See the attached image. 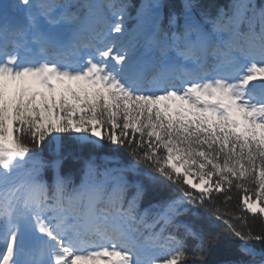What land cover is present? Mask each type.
<instances>
[{
	"label": "snow or ice",
	"instance_id": "snow-or-ice-1",
	"mask_svg": "<svg viewBox=\"0 0 264 264\" xmlns=\"http://www.w3.org/2000/svg\"><path fill=\"white\" fill-rule=\"evenodd\" d=\"M20 5L36 11L28 15L25 27L12 31V40L0 46V264H41L39 260H20L29 232L46 238L40 241L44 246L40 255L46 247L51 264H144L129 234L131 229L110 226L107 214L96 215L94 203L90 202L84 216L72 215L76 223H68L59 178L51 198L41 183L2 187L24 166L30 153L50 137L58 146L65 135L81 144L99 147L106 143L127 150L136 166L147 168L150 178L173 185L193 209L213 197L223 195L228 203L239 194L241 215L234 217L239 228L219 212L213 219L242 245L264 242V232L247 229L249 216L264 226V0L259 10L251 5L249 31L239 37L243 45L227 41V50L210 68L200 63L210 37L198 35L195 43L183 48L173 45L159 51L161 58L173 51L178 59L193 61L194 70L171 64L157 68L148 78L132 60L130 49L109 39L124 32L121 23L99 37L97 44L66 45L41 32L37 17L51 28L71 25L76 17L55 14L68 4L20 0ZM234 8L228 24L234 21L238 26L245 22L250 5L241 3ZM257 17L258 34L254 30ZM228 24L217 25L213 31L226 32ZM29 43L38 46L39 55L51 52L52 57L42 61L21 58L18 52L30 51ZM9 44L16 50L12 54L7 52ZM68 48L76 57L80 49L91 50V54L83 63L69 61ZM212 55L216 59L215 51ZM238 60L247 66L236 67ZM58 165L59 161L54 167ZM128 218L135 221V217ZM162 219L167 225L173 217ZM177 227L197 241L196 249L191 253L181 250L156 264H204L202 250L215 247L217 241H205L189 226ZM153 239L158 240L159 235ZM167 239L183 245L175 237ZM240 252L255 256L247 247L242 246Z\"/></svg>",
	"mask_w": 264,
	"mask_h": 264
},
{
	"label": "trees",
	"instance_id": "trees-1",
	"mask_svg": "<svg viewBox=\"0 0 264 264\" xmlns=\"http://www.w3.org/2000/svg\"><path fill=\"white\" fill-rule=\"evenodd\" d=\"M114 6L126 11L134 17L141 0H109ZM164 8V21L160 29V46L164 37L181 30V15L187 10H193L199 18L209 24L213 29L217 25L224 27L233 18L234 5L248 3L250 10L244 15L243 23L238 26L233 21L228 24V31L218 32L227 36L235 34L243 37L249 31L248 21L253 19L251 5L256 10L262 6V0H156ZM90 8L88 0H77L70 8L72 15L79 17ZM255 32L260 31L259 18L255 20ZM130 41L135 37L130 33ZM128 42V41H126ZM129 43V42H128ZM142 42H139L137 49ZM136 57V53L133 58ZM50 137L44 145L29 154L35 161H43L39 165V176L53 188L57 178L63 181V198L73 192L82 190L83 186L92 180H106L108 186L118 185L121 195L115 199L117 210L128 208L133 215L142 218V223L136 225L135 233L141 244L154 247H163L170 256L183 250L191 253L197 247V241L187 238L183 227L186 225L197 232L205 241L215 239L216 246L203 249L204 264H264V242H249L242 245L233 240L225 230V226L213 219V214L219 212L230 223L238 228L240 222L235 216L241 215L238 203L239 194H235L231 202L225 203L223 195L213 197L211 201L205 200L203 207L193 209L183 202V196L173 185L158 179L150 178V173L144 166H136L132 156L123 148H115L108 144L94 146L81 144L69 136H62L57 146L51 142ZM59 161L58 167H54ZM113 171H110V169ZM142 196L137 197V191ZM194 191V190H190ZM196 195H199L196 193ZM135 198V199H134ZM131 206V207H130ZM171 206V207H170ZM172 216L171 224L164 223V217ZM163 229V232H161ZM247 229L254 233L264 232V226L259 219L248 217ZM245 229V231L247 230ZM159 235L158 240L153 238ZM172 236L183 242L182 247L169 241ZM252 248L255 256L243 255L241 247Z\"/></svg>",
	"mask_w": 264,
	"mask_h": 264
},
{
	"label": "rangeland",
	"instance_id": "rangeland-1",
	"mask_svg": "<svg viewBox=\"0 0 264 264\" xmlns=\"http://www.w3.org/2000/svg\"><path fill=\"white\" fill-rule=\"evenodd\" d=\"M35 1V0H34ZM90 1V12L87 15V17L82 18V20H78L75 19V21L71 24V25H67V24H61L55 28H51L49 25H47V23H45L44 25V30L45 32H60L61 30H80L82 28V26L84 25H93L95 27H97L98 25H102V23H104V25H102V27H105V24H108V21L106 20V15L108 12H105V9H111L110 14L108 15V17L110 18V22L111 24H109V28L111 29L112 26H114L116 23H121L123 28H124V32L119 36L121 37L123 40H128L129 39V35L131 32H133V36H137L139 37L142 33H141V27H140V22L137 20V16L130 18L126 13H124L123 11H119L117 8H109L110 5H108V0H96L97 2H95L94 0H89ZM3 2V0H0V12H3L2 9H6V10H12L11 12L14 13L15 15L19 14V12H22L23 14H27V10H29L28 8L21 6L20 5V0H18V4H12V0H4V4L2 5L1 3ZM142 2V0H141ZM62 3L64 4H68L69 7H67L66 9H59L60 12L62 14H64L65 12L70 15L73 16L72 14L69 13V9H70V4L68 0H62ZM141 4V3H140ZM158 9V5L156 4L155 0H152L147 8V17L151 18L153 16V14L156 13ZM139 13V10L137 11ZM121 16H123V19L121 21H115L112 22V19H115L116 15L118 16V14ZM118 16V17H120ZM112 17V18H111ZM185 19L186 17H183V22H182V26L185 23ZM44 21V20H43ZM151 26H153L151 24ZM108 34V32H107ZM106 34V35H107ZM218 38V36L216 37ZM109 39H111L109 37ZM234 38H231L229 40L233 41ZM175 43H177V40L175 41ZM123 45H127V44H123ZM146 47L148 46L147 44ZM135 47L136 44L132 43L130 44V46L128 45V48L130 49V56L131 58L133 57V55L135 54ZM215 50V47H214ZM232 54H236V53H232ZM220 59V57L217 55L216 56V62L217 60ZM214 63L211 62V65H213ZM247 64L244 66L246 67ZM40 164V162H34V160L31 157L26 158V162L24 163V166L20 169H18L17 171H15L12 176L9 178V181L6 185L2 186V187H6L8 189L17 187L21 184L24 185H30L32 183H41L43 185H45V187L47 188V185L42 182L39 178V167L38 165ZM49 190V189H47ZM21 195V193L19 194ZM96 201V200H95ZM17 208L19 209V206L17 205ZM19 211V210H18ZM129 215H125V217H128ZM131 221V220H130ZM131 223H133V221H131ZM45 237H41L39 236L38 233H34V232H29L26 236H25V241H24V248H29L32 250H35L36 253L34 255H36L37 260H39L41 262V264H45L46 262H44V257L40 255V249L43 247V245L40 244L41 240H45ZM137 245V244H136ZM140 246V245H139ZM140 250V254H141V259L144 261V264H156V261L158 260H162L161 259H155L152 260V258L155 256L153 255V253H148V249H146V246H140L139 248ZM170 256H164L163 259L168 258Z\"/></svg>",
	"mask_w": 264,
	"mask_h": 264
},
{
	"label": "bare ground",
	"instance_id": "bare-ground-1",
	"mask_svg": "<svg viewBox=\"0 0 264 264\" xmlns=\"http://www.w3.org/2000/svg\"><path fill=\"white\" fill-rule=\"evenodd\" d=\"M151 1L152 0H142L141 4L139 6V9H138L139 10L138 15H139V19L141 20L143 33H146L147 35H149V33L155 28L154 26L157 25V23L159 22V20L161 18V14L160 13H157V12L155 14H153V16L151 18H148L147 17V8H148V5H149V3ZM159 8H160V6H158V9L157 10H159ZM30 11H31V13L33 12L32 9ZM109 14L110 13H107L106 16L109 19V24H111L110 18L108 17ZM118 16H120V15L118 14ZM118 16L116 15L115 19H112V22L121 21ZM9 17L12 18V16L10 15L9 12H0V20L3 19L5 21H7L9 19ZM151 24L153 26H151ZM9 25L11 26V23H9ZM38 26H39L40 31L44 33V30L42 28V25L40 23V20L38 22ZM110 30L111 29L108 28V31L107 32L109 33ZM63 32H64V30L63 31H60V32H57V34L56 33L54 34V32L48 33V35L55 36L57 38V36L58 35H61ZM31 45H32L31 43L28 44V46H31ZM35 53L37 54V51L36 50H35ZM139 66L141 67L142 65H139ZM23 195H24V191L22 189L21 195H20V197H21V203H22ZM18 206H19V209L18 210L19 211H22V207L20 205H18ZM116 226H118L120 228H123L121 221H119L118 223H116ZM35 252H36L35 250L29 249V248H24L22 254L20 255V260L21 261L37 260L36 255H34ZM42 256L44 257V259H43L44 262H46L45 264H51L52 257L50 255L49 250L46 247L44 248V254Z\"/></svg>",
	"mask_w": 264,
	"mask_h": 264
}]
</instances>
